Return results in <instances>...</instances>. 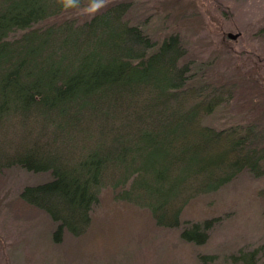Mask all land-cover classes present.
I'll list each match as a JSON object with an SVG mask.
<instances>
[{
  "label": "trees",
  "instance_id": "obj_1",
  "mask_svg": "<svg viewBox=\"0 0 264 264\" xmlns=\"http://www.w3.org/2000/svg\"><path fill=\"white\" fill-rule=\"evenodd\" d=\"M191 4L174 1L177 12L151 28L148 17L136 19L133 0H110L95 17L64 11L57 0H0V136L9 139L0 172L47 175L8 208L47 220L50 246H96L105 237L97 233L114 235L118 226L125 235L123 226L143 219L151 232L202 248L219 219L187 220L191 205L241 174L264 180L259 64L224 68L222 35L202 58L197 49L214 42L200 37L205 27ZM231 107L249 109V118L210 122ZM258 196L264 201V188ZM100 214L115 224L96 232ZM115 235L107 243L121 251ZM260 252L229 258L257 264ZM196 259L216 264L214 256Z\"/></svg>",
  "mask_w": 264,
  "mask_h": 264
},
{
  "label": "rangeland",
  "instance_id": "obj_2",
  "mask_svg": "<svg viewBox=\"0 0 264 264\" xmlns=\"http://www.w3.org/2000/svg\"><path fill=\"white\" fill-rule=\"evenodd\" d=\"M133 1L137 7L136 19L143 24L148 17L145 22L151 28L158 26L169 11L177 12L176 9L180 8L174 6L176 0ZM180 1L192 2L187 9H194L199 15L196 23L205 27L200 37L206 36L214 42V47L197 49L202 58H206L212 49L219 48L216 41L222 35L228 41L223 53L217 56L224 63L222 66L226 69V66L235 65L251 67L250 64L257 63L264 81V38L258 35L259 30L264 29V0ZM207 29L211 32L208 33ZM228 33L239 34V37L230 40ZM248 113L249 109H221L210 122L223 126L248 119ZM3 137L0 136V150L6 147V140L9 141ZM46 180V174L27 172L21 168L0 172V264H200L197 255L214 256L216 264H233L230 256L237 255L241 250L256 248L261 250L257 264H264V201L258 196L264 188L262 179L255 180L241 174L218 192L202 196L191 205L185 219L194 221L203 216L219 219L202 248L182 246L171 231L151 232L153 230H147L148 223L142 219L139 223H129L128 228L122 225L127 229L125 235L123 231H118V226L111 232L116 234L114 240L119 239L121 251H118V246L110 248L108 238L114 235L108 231L97 233L105 237L98 238L103 241L96 246L86 247L85 243V246L77 247L68 240L64 245L50 246L49 238L54 228H50L47 220L39 215L23 218L9 210V202L25 187ZM102 220H107V224ZM111 223L115 224L114 216L105 218L104 214H100L96 219V232L102 228L107 230V225Z\"/></svg>",
  "mask_w": 264,
  "mask_h": 264
},
{
  "label": "clouds",
  "instance_id": "obj_3",
  "mask_svg": "<svg viewBox=\"0 0 264 264\" xmlns=\"http://www.w3.org/2000/svg\"><path fill=\"white\" fill-rule=\"evenodd\" d=\"M61 9L64 11H76L77 16L95 17L97 13L108 7L110 0H87L81 3V0H57Z\"/></svg>",
  "mask_w": 264,
  "mask_h": 264
},
{
  "label": "water",
  "instance_id": "obj_4",
  "mask_svg": "<svg viewBox=\"0 0 264 264\" xmlns=\"http://www.w3.org/2000/svg\"><path fill=\"white\" fill-rule=\"evenodd\" d=\"M239 37V34H232V33H228L227 34V38L230 40H236Z\"/></svg>",
  "mask_w": 264,
  "mask_h": 264
}]
</instances>
